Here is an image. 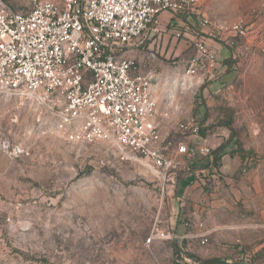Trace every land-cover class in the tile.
<instances>
[{"label": "rangeland", "instance_id": "obj_1", "mask_svg": "<svg viewBox=\"0 0 264 264\" xmlns=\"http://www.w3.org/2000/svg\"><path fill=\"white\" fill-rule=\"evenodd\" d=\"M2 2L20 12L32 0ZM174 16L155 35L153 56L187 79L164 101L171 116L163 132L178 136L177 124L192 120L210 155L179 160L171 181L161 180L104 144L67 142L39 102L0 92V264H264V0H200L196 13ZM202 17L226 26L243 20L260 47L228 45ZM196 39L228 55V80L185 75ZM155 228L180 239L147 245Z\"/></svg>", "mask_w": 264, "mask_h": 264}, {"label": "built area", "instance_id": "obj_2", "mask_svg": "<svg viewBox=\"0 0 264 264\" xmlns=\"http://www.w3.org/2000/svg\"><path fill=\"white\" fill-rule=\"evenodd\" d=\"M199 3L32 0L29 9L14 12L0 0V92L39 102L67 142L104 144L119 161L171 181L179 160L207 157L210 148L190 141L200 137V127L192 120L177 124L178 136L164 134L162 119L168 121L170 115L158 117L153 78L125 54L143 46L162 13L193 14ZM199 24L227 34L230 46L245 40L260 47L258 38H248L241 19L226 26L202 17ZM194 43L196 54L185 75L214 76L219 69L216 52L202 39ZM199 237L205 244V235ZM178 239L175 230L155 228L146 243Z\"/></svg>", "mask_w": 264, "mask_h": 264}, {"label": "crops", "instance_id": "obj_3", "mask_svg": "<svg viewBox=\"0 0 264 264\" xmlns=\"http://www.w3.org/2000/svg\"><path fill=\"white\" fill-rule=\"evenodd\" d=\"M174 15L169 14V13H162L159 16L158 19V24L156 26L153 27V29H151V31L149 32L148 38L149 39V43L147 44L146 47V51L148 53H144L142 54L141 52H139V50H133V51H129L125 54L126 57L134 59L141 68V72L143 74H150V76L153 78V85H152V95L154 97V99L156 100L157 103V113H158V117L159 119H161V116L164 113H168L170 115V111H164V101L169 102L171 100V98L174 96V89L173 87H175L178 79L172 74H168L166 71V68L161 67L155 60L154 56H153V51H155V45H156V41L157 37H160L161 34L166 30V27L170 24L174 22V18H176V16L172 17ZM177 26V25H176ZM155 35H158L157 37ZM190 38L194 39L195 37L190 36ZM204 44L214 50L217 54V62H218V67L219 70L214 74L215 78H218V80H228L230 78V76L233 74V68H228V65H226V63L224 62V60L226 58H228V55L225 54L224 51L220 50L219 47H217L215 44H212L211 42L204 40ZM164 51V50H162ZM148 64V65H147ZM183 79H187L185 76L184 78L180 79V81H178V83L180 84L181 88L180 91L183 90V85L185 84V82H182ZM211 79V77H210ZM172 109V108H171ZM173 112V111H172ZM171 116V115H170ZM162 121L164 123L167 124V120L166 119H162ZM190 141L192 143H196V144H208V140L205 138H202L201 136L198 138L192 137L190 138ZM225 161V157L222 158V163L224 164ZM221 170L223 168H220ZM193 174L192 172H190V175ZM194 189V188H193ZM201 195V189L198 190H194V192L192 193V197L196 199V197H199ZM195 212L197 214V212L200 210V206L196 205L195 206ZM199 214V213H198ZM197 217V216H196Z\"/></svg>", "mask_w": 264, "mask_h": 264}, {"label": "trees", "instance_id": "obj_4", "mask_svg": "<svg viewBox=\"0 0 264 264\" xmlns=\"http://www.w3.org/2000/svg\"><path fill=\"white\" fill-rule=\"evenodd\" d=\"M228 129H230V128H228ZM222 150H223V148L219 147L213 152L212 162H211L213 165H217V161H219V157H220V155L222 153ZM188 257L194 258L191 255H189ZM202 264H215V262L214 263L213 262H203Z\"/></svg>", "mask_w": 264, "mask_h": 264}]
</instances>
